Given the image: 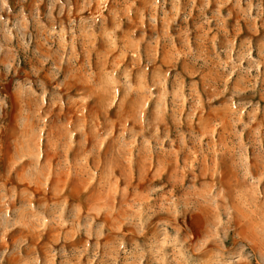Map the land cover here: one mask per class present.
<instances>
[{
	"label": "rangeland",
	"instance_id": "374dc122",
	"mask_svg": "<svg viewBox=\"0 0 264 264\" xmlns=\"http://www.w3.org/2000/svg\"><path fill=\"white\" fill-rule=\"evenodd\" d=\"M0 264H264V0H0Z\"/></svg>",
	"mask_w": 264,
	"mask_h": 264
}]
</instances>
